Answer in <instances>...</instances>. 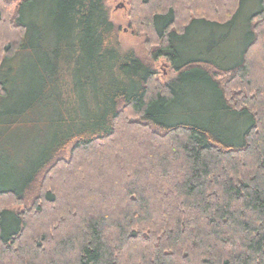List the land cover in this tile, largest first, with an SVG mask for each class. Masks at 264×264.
Returning <instances> with one entry per match:
<instances>
[{
	"label": "trees",
	"instance_id": "obj_1",
	"mask_svg": "<svg viewBox=\"0 0 264 264\" xmlns=\"http://www.w3.org/2000/svg\"><path fill=\"white\" fill-rule=\"evenodd\" d=\"M106 1L0 0V75L25 52L46 88L39 99L58 85L66 114L29 169L11 155L0 165V264H264V0L228 67L177 65V44L196 26H232L246 0H126L145 56L121 49ZM161 58L176 81L158 79ZM191 79L244 131L172 120ZM10 83L0 78V97ZM3 141L0 153L15 156Z\"/></svg>",
	"mask_w": 264,
	"mask_h": 264
},
{
	"label": "rangeland",
	"instance_id": "obj_2",
	"mask_svg": "<svg viewBox=\"0 0 264 264\" xmlns=\"http://www.w3.org/2000/svg\"><path fill=\"white\" fill-rule=\"evenodd\" d=\"M119 3H122L123 6L118 7ZM125 3L126 0L106 1L110 20L121 27V32L118 35L120 47L123 51L134 50L141 56H145L144 38L134 36L127 29ZM258 9L259 0H246L241 7L236 23H232V26L228 25L221 28L214 26L211 29H201L196 26L186 40L177 44L178 60L175 59L176 64L179 65L185 59H199L225 67L237 63L245 45L244 41L249 29L248 19ZM47 42L53 46L52 39L49 38ZM39 46L42 47L40 43ZM20 56H17L12 62L4 63L0 75V78L5 77L8 83L11 82L7 97H0V102L3 103V108H0L2 111L0 124L3 127L0 128V136L2 137L0 144H4V139L6 144H12L16 147L15 156H13L12 151L0 153V165L5 164L7 167L11 155V164L16 162L17 172L29 169V165L33 164L36 157L49 145L51 135H58L62 131L59 129L58 123L59 120H64L66 116L64 111L59 109L58 104L54 105L55 103H62L58 99V85L51 90V94L46 95L48 99L42 103L39 97L45 93L46 89L43 91L42 75H40L41 80H38L36 71H33L31 66L32 61H21V58L28 59V55L23 52ZM35 57L41 58V61L46 57L50 58L44 51H38ZM47 65L44 70L47 69ZM49 67L53 72V67L51 68V65ZM155 67L158 69V79L162 84H169L177 80L179 74L167 59H159ZM53 75L52 73L49 79L52 86L59 81V75ZM196 80L191 79L180 88L174 101L176 104L171 107L172 120H197L208 125L211 123L217 131L228 138L244 131L247 125L246 120L244 122L229 118L226 112L216 104L208 86L202 80ZM66 90L68 91L67 88ZM66 95L64 93V97ZM39 100L38 104L35 103ZM46 103H48L47 106H45ZM30 106H32L30 109L25 110ZM68 114L71 113L68 111ZM42 143H44V147L41 146ZM7 170L5 169L4 173ZM16 208L14 207V209Z\"/></svg>",
	"mask_w": 264,
	"mask_h": 264
},
{
	"label": "water",
	"instance_id": "obj_3",
	"mask_svg": "<svg viewBox=\"0 0 264 264\" xmlns=\"http://www.w3.org/2000/svg\"><path fill=\"white\" fill-rule=\"evenodd\" d=\"M122 6H123V4L122 3H119L118 7H122Z\"/></svg>",
	"mask_w": 264,
	"mask_h": 264
}]
</instances>
